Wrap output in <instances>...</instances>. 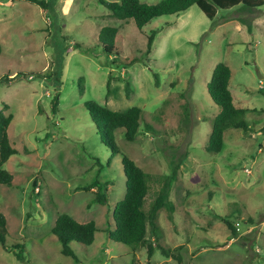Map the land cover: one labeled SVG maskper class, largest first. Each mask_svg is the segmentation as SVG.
<instances>
[{
    "label": "rangeland",
    "instance_id": "374dc122",
    "mask_svg": "<svg viewBox=\"0 0 264 264\" xmlns=\"http://www.w3.org/2000/svg\"><path fill=\"white\" fill-rule=\"evenodd\" d=\"M45 2L41 8L0 0V110L11 114L7 135L16 150L1 166L11 184L0 183L8 247L0 244V264H144V244L130 248L105 231L124 193L121 153L148 175L144 210L169 172V159L184 154L168 192L172 210L160 207L156 216L159 243L181 261L155 248L149 264H264V4L217 8L208 18L192 3L138 28L97 0ZM103 26L116 29L108 53ZM217 61L230 68L228 88L233 103L246 108L248 127L226 128L221 149L208 152L218 106L205 83ZM87 99L111 109L141 108L132 140L113 130L119 152L110 154L101 142ZM95 185L105 190L102 203L91 201ZM60 212L92 219L97 228L87 245L68 242L74 257L60 252L51 232ZM18 244L22 260L12 254Z\"/></svg>",
    "mask_w": 264,
    "mask_h": 264
},
{
    "label": "trees",
    "instance_id": "16d2710c",
    "mask_svg": "<svg viewBox=\"0 0 264 264\" xmlns=\"http://www.w3.org/2000/svg\"><path fill=\"white\" fill-rule=\"evenodd\" d=\"M36 3L41 8L46 7L45 0H28ZM110 10L111 15L117 19L132 18L136 27L140 28L151 18L162 14L178 13L184 11L192 3L196 4L199 9L208 17L212 18L217 8L236 7L240 9H252L264 4V0H157L147 3L140 0H97ZM242 21V19H240ZM247 29L250 25L247 24ZM115 27L103 26L99 32L110 36L108 43L103 42L102 47L105 52H109L113 48V36ZM154 31L150 30L146 36V52L149 51L153 39ZM1 50V47H0ZM125 60V58H123ZM132 60V59H131ZM55 71V74H58ZM230 76V68L223 61L214 63L210 77L205 83L206 92L209 98L218 106L217 113L210 120V130L207 141L204 146L208 152H218L221 149L223 141V132L228 127H239L246 129L247 121L244 117L245 107L236 106L233 103L231 92L228 88V79ZM11 78V77H7ZM57 81V78H56ZM80 83V82H79ZM128 86V82H126ZM108 85L106 81V86ZM81 92V88L79 89ZM58 91H55L50 99L52 111L55 109ZM88 114L97 128L101 142L107 146L110 154L119 152V149L113 139V130L121 128L122 135L127 140L135 137L139 125V117L141 108L137 105H131L124 110L108 108L95 100L87 99L83 101ZM6 107V104H3ZM187 115L185 112L184 116ZM11 114H4L0 110V183L6 185L11 184V174L4 168L2 164L9 155L16 152L11 145L7 135V125L10 121ZM262 127L264 128V122ZM184 159L181 154L176 160L170 158L169 172L162 175V183L158 187L148 208L143 209L142 204L144 196L148 189L147 173L143 171L130 157L124 153L120 154V164L124 177V193L121 198L117 199L111 210L112 227L106 229V235L109 239L124 243L130 248L138 245H145L147 260L144 264H149L148 259L153 250L158 248L165 257H171L177 262L181 261V256L177 252H173L169 246L159 243L158 239L161 235L160 227L157 223L156 216L160 207H165L168 211L172 210V204L168 198V192L171 182L175 179L178 165ZM97 160V159H96ZM95 182V181H93ZM96 183V182H95ZM103 184V183H102ZM101 184V185H102ZM96 186V193L91 201L102 203L106 200L105 190L103 186ZM103 188V189H102ZM230 233L234 232L231 222L222 218ZM95 223L92 219L86 221H77L66 212L58 213L51 226V232L56 236L60 243V252L65 255L74 257V253L68 242L73 240L82 244H89L93 240ZM148 231V238L145 232ZM7 233L5 217L0 212V244L3 248H8L5 244V234ZM18 249L12 251L16 259L24 258L20 244ZM126 264H139L130 261Z\"/></svg>",
    "mask_w": 264,
    "mask_h": 264
},
{
    "label": "built area",
    "instance_id": "2783aa9c",
    "mask_svg": "<svg viewBox=\"0 0 264 264\" xmlns=\"http://www.w3.org/2000/svg\"><path fill=\"white\" fill-rule=\"evenodd\" d=\"M236 229H237V227H236Z\"/></svg>",
    "mask_w": 264,
    "mask_h": 264
}]
</instances>
